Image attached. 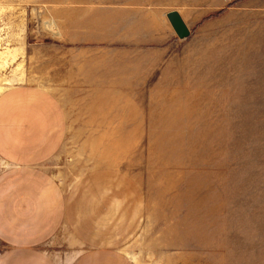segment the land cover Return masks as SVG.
Masks as SVG:
<instances>
[{
  "label": "crops",
  "instance_id": "obj_1",
  "mask_svg": "<svg viewBox=\"0 0 264 264\" xmlns=\"http://www.w3.org/2000/svg\"><path fill=\"white\" fill-rule=\"evenodd\" d=\"M60 1L47 8L57 29L41 43L44 75L33 65L28 77L53 87L25 82L0 92V264H138L125 249L145 216L137 180L98 164L62 189L58 159L66 143H137L159 110L149 105L181 103L176 35L149 0ZM241 31V64L252 59L264 73V0H241ZM247 236L241 264H264V233ZM228 239L205 246L222 249Z\"/></svg>",
  "mask_w": 264,
  "mask_h": 264
},
{
  "label": "rangeland",
  "instance_id": "obj_2",
  "mask_svg": "<svg viewBox=\"0 0 264 264\" xmlns=\"http://www.w3.org/2000/svg\"><path fill=\"white\" fill-rule=\"evenodd\" d=\"M57 2L0 0V92L25 82L53 87L28 77L33 65L44 75L41 43L57 29L47 8ZM149 5L175 9L190 30L173 48L182 60L181 103L149 105L159 110L137 143H66L56 179L64 189L83 169L111 164L137 180L145 216L125 249L138 264H241V238L264 233V73H254L252 59L241 64V0ZM221 237L228 247L205 246Z\"/></svg>",
  "mask_w": 264,
  "mask_h": 264
},
{
  "label": "water",
  "instance_id": "obj_3",
  "mask_svg": "<svg viewBox=\"0 0 264 264\" xmlns=\"http://www.w3.org/2000/svg\"><path fill=\"white\" fill-rule=\"evenodd\" d=\"M164 15L177 37L182 38L189 34V28L175 9L166 11Z\"/></svg>",
  "mask_w": 264,
  "mask_h": 264
},
{
  "label": "trees",
  "instance_id": "obj_4",
  "mask_svg": "<svg viewBox=\"0 0 264 264\" xmlns=\"http://www.w3.org/2000/svg\"><path fill=\"white\" fill-rule=\"evenodd\" d=\"M222 9H223V8H222ZM222 9H219V10L217 11V13L220 12Z\"/></svg>",
  "mask_w": 264,
  "mask_h": 264
}]
</instances>
